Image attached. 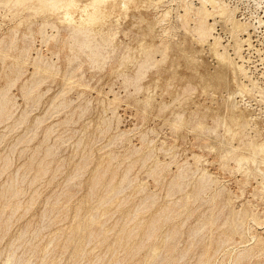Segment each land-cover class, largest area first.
Segmentation results:
<instances>
[{
    "label": "rangeland",
    "instance_id": "1",
    "mask_svg": "<svg viewBox=\"0 0 264 264\" xmlns=\"http://www.w3.org/2000/svg\"><path fill=\"white\" fill-rule=\"evenodd\" d=\"M195 2L199 5L197 0ZM227 2L232 7L238 6V11H236L238 20L251 22L255 25V28L252 27L250 29L251 43L253 45L249 47V44L243 43L242 55L244 56V63L241 60L239 61L237 56H233L235 54L233 49L235 42L232 34L221 28L223 27L221 22H218L217 26H215L214 33L215 36H221L220 40L224 46L231 48H227L229 54H232L230 57L235 58L241 64L243 63L248 74H252L251 76L249 75L250 80L249 78H243V81L248 86L250 85V89L253 87L251 81H254L255 88L247 92L243 98L239 97L238 100L241 101L240 104L243 107H248L253 113L251 126L254 128L250 129V132H252L250 134L253 136L260 135L258 138L264 137V60H262L264 57V25L258 20V17L261 16L264 23V9L259 8L255 0H227ZM12 7L0 2V43L9 45L7 48L4 44L0 45V92L1 89L3 90L2 92H8L11 100L9 107L12 109L8 113L10 116L8 114L0 116V167L4 169L0 168V174L3 173L1 174L2 176L0 175V191L2 189L0 195L4 198L8 197V187H14V185L18 190L20 188L23 189V191L22 189H20L21 191L19 190V195L23 193L20 197L18 195L15 196L16 198H11L12 200L11 202L9 200L8 204H6L7 198L6 202H4V198L0 196V228H2L0 229V264H5L4 262H6L8 256H13V254V257H15L14 261L20 259L18 264H24L28 261L29 264H113L110 262L111 258H113V250H111L113 247L110 244L116 241L119 234L117 230L123 226L126 219L135 214L137 205L151 194L150 201L152 199L155 204L141 213V218L150 221L154 215L153 213L170 204V202L181 201L183 196H192V191H194L193 195H195L200 183L205 180H201V178H204V172L210 174L216 180L211 185L212 189L209 188L206 189L207 191H202L199 195L200 199L191 197L192 200L190 199L191 201L189 202L191 204L188 205L189 209L187 206L184 207L182 209L184 211L181 210V216L179 214L170 222L164 223L165 225L162 224L163 230L162 225L157 230V232L162 230L160 234L163 232L162 234L168 235L175 225L177 226V231L180 228V231L178 233L176 231L174 237L171 235L169 238L170 245H174L173 247L176 250L168 251L165 249L162 250L164 253L160 251L157 256L158 263L156 257H152L153 262L150 259L149 264H198L200 260L209 261V264H221L223 261L225 264H264V191L261 190L262 188L253 177L248 176L249 169L244 166L246 170L244 168L242 170L240 168L241 164L235 161V155L238 154L239 150H236L235 155L231 154L226 158L224 157L223 148L228 147L231 140L226 134L221 121L219 120L218 123V120L214 119V115L219 112L218 108L219 104L222 103V94L227 95L225 91L227 85L219 80H214L212 87L205 88L202 76L211 74L218 68L217 60L211 56L207 48L202 49L200 45H196L197 43L193 40V36L188 33L178 17L184 12L178 8L176 2L165 0L160 8L150 6L147 9L132 10L127 16L122 17L120 24H116L111 30V32L117 30L115 50L112 47L107 48L102 56L96 58L97 60L89 59V54L87 53L89 51H81L75 48L74 53L63 41H56L55 39L60 38V36H57V33L51 28H47V32L51 34L54 31L53 34L57 37L55 39L51 38L50 41L44 39L38 30L42 20L40 18H37L32 24V26L37 27L19 26L21 17L16 14L18 13V7ZM166 8L169 9L168 15L170 14V16L162 15ZM142 13L145 21L141 20ZM160 17H162L161 20ZM163 21L168 24H164ZM149 22L155 23V32L152 34L148 33ZM190 25L192 26V23ZM219 32L220 34H218ZM19 34L20 36L18 37L17 35ZM24 34L31 35L32 38ZM13 36L14 38L16 37V41H13ZM241 37L247 39L248 35H242ZM22 38H25V40ZM18 39L21 41H17ZM45 40L49 43L45 42ZM143 40L152 41L157 52L154 53L155 62L147 71L148 74L140 78L137 73L138 66L132 63L120 66L119 56L127 52L128 48H137L139 42ZM167 40L170 43H166ZM25 41H28V44ZM24 46L27 47L26 55H24ZM56 46L59 47L56 48ZM1 48L3 49L1 50ZM165 48H167L166 54L168 56L163 60L162 51ZM37 52L41 59L37 58L39 57ZM79 53H82V57ZM52 54L55 55L53 56ZM21 55H23L21 58L26 61V65L21 64L23 63L22 59H20ZM138 55L140 56L139 53ZM108 56L109 58L107 59ZM110 57L115 58H112L113 60L110 62ZM42 61L43 63H41ZM69 61L71 64H75L71 66ZM101 62L108 65H105V67ZM45 63L47 64L45 65ZM38 64L39 66L37 67H40V72L35 77L36 81L33 83V90L30 93L32 95L30 96V94L25 92H27V86H30L31 81H33L35 65ZM47 66L49 71H44ZM249 68L250 70H248ZM67 69H70V71ZM53 72L58 73L54 74ZM132 76L135 77L133 78ZM136 77L140 79L138 80ZM157 77H160V79ZM68 78L71 80H68ZM27 81L31 83L28 84L26 83ZM188 83H191L192 89L189 88ZM138 87L143 90H139ZM154 87H157V89H154ZM227 87L234 89L236 86L231 83ZM221 90L223 91L222 94L217 93V96H213V91ZM177 115V119L180 120L174 122L177 120ZM39 120L41 121L40 123H38ZM255 122L258 123L257 126L254 124ZM198 125L206 126L203 128L206 131L198 127ZM213 128L214 131L216 129V132H213ZM231 143L234 148L239 145L236 139L232 140ZM221 154L223 158L220 157ZM194 155L200 157L198 165ZM156 165L159 166L158 169H156ZM237 166L238 168L235 169ZM40 167L44 171L35 179L34 176L37 175ZM37 168L39 169L37 170ZM197 168L200 169L197 171ZM180 169H182L184 177L182 180L177 178L181 172ZM26 170H30V173H28L29 171L26 172ZM153 170L154 172L156 171L154 174L152 173ZM104 171L107 174L104 175L98 186H96L97 184L93 185L96 175L102 174ZM22 174L25 177L28 176V178H22ZM124 176H126V179L124 183L120 184L122 191L118 197L116 196L118 202L108 203L101 209L100 200L109 194V196H112L115 193L114 189L117 187L118 182L120 183ZM109 177H115L116 180L112 183L113 185H110L111 187L108 186ZM11 179H14L13 183L18 181V184L15 183L13 185ZM24 179L26 182H22L25 181ZM180 181L183 184L181 188L177 187ZM105 182L106 184H104ZM172 182L173 186H171ZM245 182L247 183L245 184ZM103 184L107 187L104 188ZM174 184H176L177 188L174 187ZM122 185L124 186L121 187ZM140 186L144 188H140ZM5 188H8L7 191ZM138 189H140V192H138ZM91 190H93V196L89 197ZM214 190L215 192H213ZM112 191L114 192L111 194ZM219 191L221 192L220 195ZM97 192L98 194H96ZM8 195H11V193ZM127 195H130V201H125V196ZM98 197L100 199H97ZM85 200L86 202H84ZM195 200L198 202H195ZM31 201L33 202L32 204ZM193 201L195 203H192ZM15 202H17L16 206H13ZM7 205L12 206L7 207ZM18 205L21 207H18ZM81 207L82 209H80ZM9 208L10 210H8ZM187 210L189 213H186L187 215L183 214L188 212ZM95 211H99L100 214H96ZM257 211L259 213H256ZM151 212H153V215ZM94 213L95 216H99L98 218L104 213H110L103 217L104 227L115 225L114 232L106 240L102 241L103 243L97 237L88 240L85 236V231L81 232V230H78L76 232L77 235L75 234V230L79 227H76V224H84L88 220L87 218L90 215L93 216ZM228 214L230 217H228ZM254 214L256 218H253ZM241 215L244 217H241ZM8 219L12 220L8 221ZM208 220L211 223L213 222V224L210 225ZM227 220L230 221L231 225L229 230V224L226 226ZM251 221L256 222L253 223ZM8 222L11 223L9 224ZM135 222L129 223L128 227L131 230L135 228ZM204 222L208 223L204 224ZM7 225L10 226L8 230L6 229ZM259 225L262 226L260 227ZM92 226L91 229L97 233L101 229L102 223H94ZM235 226L237 228H234ZM95 227L100 228L98 230ZM245 227L248 229L243 232ZM4 229L6 232H4ZM222 231L225 237L221 234L223 233ZM115 232L117 237L113 236ZM227 232L228 234H225ZM246 232L250 233L249 239H247L248 234ZM68 233L71 234L72 238L67 242ZM230 233H234L237 236L235 237L232 234L231 236L229 235ZM243 233L247 234V236H243ZM160 234H154L155 241L152 237L147 243L148 246L146 245V247L139 250L140 252H137L136 255L116 253V256L120 259V264H136L138 261H142L146 255L148 256L150 247L161 236H164ZM228 235L229 237H227ZM254 235L255 239L253 238L252 240ZM20 236L21 238L19 239ZM112 237H115L113 238L114 240L111 239ZM210 237L211 240L213 238L212 241H210ZM234 239L237 240L235 242L237 243L236 245L233 241ZM109 240H111L110 243L107 242ZM137 240L133 239V243H137ZM258 240H262L263 243L258 244ZM209 241L212 248L209 246ZM216 242H220L218 244L221 245H217ZM238 242L240 243L238 244ZM64 245L65 248H63ZM84 247L87 248V251L83 254L84 256L81 255L82 258L74 255L75 249L84 250ZM218 247L223 249L218 250ZM183 248H186V251ZM215 252L217 254L214 255ZM164 254L167 256L169 254L168 261ZM201 254L202 257L209 254L207 255L209 259L203 257L197 260ZM116 256L114 257L117 258ZM160 256L162 257L161 259L159 258ZM239 256L242 258H239ZM25 260L26 262H24ZM93 260H96L94 261L95 263H93ZM164 260L165 262H163Z\"/></svg>",
    "mask_w": 264,
    "mask_h": 264
},
{
    "label": "bare ground",
    "instance_id": "2",
    "mask_svg": "<svg viewBox=\"0 0 264 264\" xmlns=\"http://www.w3.org/2000/svg\"><path fill=\"white\" fill-rule=\"evenodd\" d=\"M174 1V3L176 2L178 8H180L184 13L183 14H180V16H178L181 20V23L182 25L187 29L188 33L191 34L193 36V40L195 41V43H197L196 45H200L202 47V49L204 48H207V50L210 52L211 56L214 57L216 60H217V63H218V68L211 74H207V75H203L202 78H203V81H204V86L205 88H210L213 86V81L214 80H219L221 83L225 84V85H229V84H235V88L234 89H229L227 86L225 87V91L227 92V95H224L222 94V90L221 91H213V96H217V93H220L222 94V103L219 104V112H217L215 115H214V119L218 120V123H219V120L221 121V123L223 124L224 128H225V131H226V134L229 136L231 142L232 140H238L239 142V145L238 147L236 146V148H234V146H232V143L230 142L229 146L226 147V148H223L224 149V157L226 158L227 156H230L231 154L235 155L234 153L236 152V150H239L238 154L235 155V161H237L240 165V168L243 170L244 166L246 167V169H249L248 170V176L250 177H253V179L257 182L258 185H260V188L262 191H264V137H259L260 135H256V136H253L251 135L250 133V129L254 128L251 126V122L253 121L252 119V111L248 108V107H243L241 104H240V100H238L239 97L243 98L245 96V94L251 90H253L255 88V83L254 81L252 83L253 87L252 89L249 88V86L247 84H245V82L243 81V78H249L250 80V76L252 74H248L247 72V69L245 68V65L243 64V60H244V56L242 55V50H243V43H247L249 44L251 47L253 44L251 43V32H250V29L252 27L255 28V25L251 22H244V20H242L243 22H241L240 20L237 19L236 17V11L237 10V7H232L231 4H229L227 2V0H197L198 1V4H196V2L194 3V1L196 0H172ZM0 2L2 4H5V5H8V6H13V7H18V16L20 15V21H19V26H22V25H27L28 27L32 26V24L34 23V21L38 18L42 19L41 20V23H40V28L38 29L41 36L44 38V39H47L50 41V39L57 37V36H60V38H56L55 40L56 41H63L66 46H69V49L71 51L74 52V49L75 48H78V50H81V51H89L87 52L89 54V59L91 60H94L96 59L97 57H100L103 55L104 51L107 50V48H110L112 47L113 50H115L116 48V44H115V39H116V36H117V30H115V32H111L113 26H115L116 24H120L121 22V18L122 17H125L127 16L132 10H141V8H144V9H147L149 8L150 6H155L157 8H160L162 6V4L165 2V0H0ZM256 2V5L259 7V8H263L264 9V0H255ZM171 5V4H170ZM2 6V5H1ZM169 6V5H168ZM6 7V6H5ZM12 7V8H13ZM173 7V6H172ZM152 8V7H151ZM164 9V8H163ZM180 10V11H181ZM258 10V9H257ZM12 11V9H11ZM162 11V10H161ZM179 11V12H180ZM262 11V9H261ZM169 9L166 8L164 10V12L162 13L163 16H167L168 13H169ZM173 13V12H172ZM179 14V13H178ZM159 16V14H158ZM170 16V14L168 15ZM172 17V16H171ZM158 18V17H157ZM162 17H160V20H161ZM175 18V17H174ZM259 19V22L261 24L264 25L263 23V20L260 17H258ZM257 19V18H256ZM141 20L142 21H145V17L143 16V13H142V16H141ZM163 20V19H162ZM165 20V19H164ZM169 20V19H168ZM173 20V18H172ZM212 20H214L213 22H211ZM246 20V19H245ZM155 21V20H154ZM157 21V20H156ZM159 21V20H158ZM254 21V20H252ZM37 22V21H36ZM164 22V21H163ZM218 22H221L223 27L221 28H224L225 30L228 31V33L230 32L232 34V38L235 42V45L233 47L234 51H235V54L233 56H237L239 58V61L241 60L243 63H239L237 62V60H235V58L233 57H230L231 55L229 54L228 52V49H231V48H228L226 46H224L220 40L221 36L218 37V36H215V26H217V23ZM257 22V21H256ZM166 22H164L165 24ZM171 21L169 22V25H170ZM192 23V26L190 25ZM255 23V21H254ZM163 24V23H162ZM168 24V23H166ZM256 24V23H255ZM17 25V24H16ZM36 25V24H35ZM38 25V24H37ZM259 25V24H258ZM14 26V25H13ZM34 26V25H33ZM32 26V27H33ZM119 26V25H118ZM175 26V25H174ZM181 26V25H180ZM179 26V27H180ZM257 26V25H256ZM12 27V26H11ZM34 27H37V26H34ZM157 27V26H156ZM165 27V25H164ZM170 27V26H169ZM261 27V26H260ZM47 28H51L52 30H54L57 34L54 35L53 32H51V34H49L47 32ZM167 28V27H166ZM177 28V27H176ZM26 29V28H25ZM28 29V28H27ZM33 29V28H31ZM30 29V30H31ZM116 29V28H115ZM146 29V28H145ZM144 29V30H145ZM165 30V28H163ZM218 29V28H217ZM29 30V29H28ZM121 30V29H120ZM143 30V31H144ZM171 30V29H170ZM169 30V31H170ZM177 30V29H176ZM13 31V30H12ZM32 31V30H31ZM114 31V30H113ZM142 31V30H141ZM15 32V31H14ZM19 32V31H18ZM33 32V31H32ZM31 32V34H32ZM38 32V31H36ZM35 32V34H36ZM153 32H155V23L154 22H149L148 23V33L152 34ZM164 32V31H163ZM7 33V32H6ZM162 33V32H161ZM165 33V32H164ZM16 34V33H14ZM27 34V33H25ZM24 34V35H25ZM217 34V33H216ZM220 34V32L218 33ZM6 35V34H5ZM34 36V34H32ZM154 35V34H153ZM164 35V34H163ZM172 35V34H171ZM244 36V35H248L247 39H243L241 36ZM18 37L20 36L17 35ZM25 36H28L30 37L29 35H25ZM165 36V35H164ZM17 37V38H18ZM24 37V36H23ZM28 37H25V38H28ZM126 37V36H125ZM143 37V36H142ZM4 38V37H3ZM2 38V39H3ZM16 38V37H15ZM14 36H13V41L15 40ZM21 38V37H20ZM25 38H22L23 40H25ZM32 38V36L30 37ZM29 38V39H30ZM166 38V37H165ZM34 39V38H33ZM154 39V38H153ZM169 39V37H168ZM28 40V39H26ZM47 40H45V42H47ZM54 40V41H55ZM121 40V39H120ZM5 41V40H4ZM7 41V40H6ZM16 41V40H15ZM17 41H21V40H17ZM30 41V40H28ZM28 41H25L26 43ZM43 41V40H42ZM161 41V40H160ZM170 41V40H169ZM232 41V40H231ZM9 42V41H8ZM12 44L13 42L10 41ZM23 42V41H22ZM24 42V43H25ZM44 42V43H45ZM15 43V42H14ZM49 43V42H47ZM166 43H170L167 42ZM6 48L9 46H7L5 43H3ZM2 42L0 43V45H3ZM19 44V43H18ZM28 44V43H27ZM234 44V43H233ZM55 45V44H54ZM57 45V44H56ZM58 45H61V44H58ZM123 45V44H122ZM130 45V44H129ZM229 45V44H228ZM246 45V44H245ZM21 46H23L21 44ZM27 46V45H26ZM24 46L23 49L25 50V53L24 55L27 54V47ZM127 46V45H126ZM157 46V45H156ZM231 46V45H230ZM59 47V46H56V48ZM135 47V45H134ZM4 48V47H3ZM1 48V50L3 49ZM4 48V49H6ZM22 48V47H21ZM64 48H65V45H64ZM125 48V46H124ZM228 48V49H227ZM255 48V47H254ZM253 48V49H254ZM22 49V50H23ZM32 50V49H31ZM53 50V49H52ZM52 50H51V53H52ZM124 51V49H122ZM162 50V49H161ZM166 50L167 48H165L162 52H163V60H165L167 58V54H166ZM260 50V49H259ZM6 51V50H5ZM39 51V50H38ZM69 51V50H68ZM70 51V52H71ZM76 51V50H75ZM109 51V50H108ZM111 51V50H110ZM127 52L123 53L122 56H119V59H120V63L119 65L120 66H123L127 63H132L133 65H137L138 66V77L140 76V78H143L147 73V71L152 67V65L154 64L155 62V58H154V53L157 52L156 48H155V45L154 43H152V41H147V40H143V41H140L139 44H138V47L137 48H128V50H126ZM169 51V50H168ZM54 52V50H53ZM79 52V51H78ZM58 53V52H57ZM75 53V52H74ZM138 53L140 54V56L138 55ZM30 54V53H29ZM41 54V53H40ZM72 55H74L73 53H71ZM80 55L82 53H79ZM79 54H76V55H79ZM161 54V53H160ZM5 55V54H4ZM7 55V54H6ZM37 55H38V52H37ZM53 55V54H52ZM55 55V54H54ZM53 55V56H54ZM23 55L20 56V59H22L23 63L21 64H25L26 61L23 60V58H21ZM39 57H37L38 59L40 58V55H38ZM42 56V55H41ZM75 56V55H74ZM107 56V55H106ZM25 57V56H24ZM82 57V55H81ZM80 57V58H81ZM86 58H88L87 56H85ZM105 57V56H104ZM116 57V56H115ZM115 57H112V58H115ZM118 57V55H117ZM121 57V58H120ZM36 58V59H37ZM58 58V57H57ZM78 58V57H76ZM109 58V56L107 57V59ZM111 58V57H110ZM111 58L110 62L113 60ZM169 58V57H168ZM237 58V59H238ZM18 59V58H17ZM41 59V58H40ZM73 59V58H71ZM79 59V58H78ZM77 59V60H78ZM82 59V58H81ZM80 59V60H81ZM118 59V58H117ZM261 59V58H260ZM26 60V59H25ZM35 60V59H34ZM53 60V58H52ZM77 60H75L77 62ZM79 60V61H80ZM97 60V59H96ZM115 60V59H114ZM197 60V59H196ZM264 60V57L263 59ZM36 61V60H35ZM40 61V60H39ZM73 61V60H72ZM83 61V60H82ZM158 61V60H157ZM74 62V61H73ZM88 62V61H87ZM92 62V61H91ZM95 62V61H94ZM109 62V61H108ZM246 62V61H245ZM249 62H250V59H249ZM248 62V63H249ZM29 63V62H28ZM43 63V61L41 62ZM56 63V62H55ZM70 63V61H69ZM68 63V64H69ZM78 63V62H77ZM81 63V61H80ZM103 63V62H101ZM117 63V62H116ZM19 64V63H18ZM36 64V62H35ZM47 63H45L46 65ZM75 64V63H73ZM73 64L70 63V65L72 66ZM83 64V63H82ZM92 64L94 65V63L92 62ZM91 64V65H92ZM104 64V63H103ZM160 64V63H159ZM26 65V64H25ZM49 65V63H48ZM54 65V64H53ZM92 65V66H93ZM105 65H108V64H104L103 66ZM24 66V65H23ZM33 66V65H32ZM37 66L38 65H35L36 69H35V72L33 74V81L29 82L28 81L26 83L30 84V86H27L28 88L26 89L27 92H25L26 94H30L31 91L33 90V83L36 81V75L40 72V67L38 68ZM95 66V65H94ZM102 66V67H103ZM114 66H115V63H114ZM75 67V66H73ZM72 67V68H73ZM97 67V66H96ZM99 67V66H98ZM101 67V65H100ZM106 67V66H105ZM247 67V65H246ZM69 68V67H68ZM119 68V66H118ZM44 69V68H43ZM55 69V68H54ZM71 69V68H70ZM70 69H67L70 71ZM116 69V68H115ZM133 69V68H132ZM118 70V69H117ZM125 70V69H124ZM250 70V68L248 69ZM44 71H49L48 70V66L44 69ZM54 71V70H52ZM42 72V70H41ZM50 72H51V69H50ZM67 72V71H66ZM74 72V71H73ZM45 73V72H44ZM43 73V74H44ZM54 74H57L58 72H53ZM131 73V72H130ZM135 73V72H133ZM68 74V73H67ZM65 74V75H67ZM45 75V74H44ZM121 75V74H120ZM250 75V76H249ZM125 76V75H124ZM66 77V76H65ZM73 77V76H72ZM127 77V76H126ZM130 77V76H129ZM128 77V78H129ZM133 77V76H132ZM135 77V76H134ZM133 77V78H134ZM35 78V79H34ZM137 78V77H136ZM139 78V79H140ZM158 78V77H157ZM171 78V77H170ZM67 79V77H66ZM132 79V78H131ZM138 79V78H137ZM136 79V80H137ZM138 79V80H139ZM156 79V78H155ZM160 79V77L158 78ZM253 79V77H252ZM31 80V79H30ZM29 80V81H30ZM68 80H71L70 78H68ZM134 80V79H133ZM137 80V81H138ZM248 80V79H247ZM255 80V79H254ZM74 81V80H73ZM37 82H39V80H37ZM153 82V81H152ZM155 82V81H154ZM157 82V81H156ZM159 82V81H158ZM168 82V81H167ZM255 82H258V81H255ZM137 83V82H136ZM139 83V82H138ZM250 83V84H251ZM154 84V83H153ZM158 84V83H157ZM189 84V83H188ZM257 84V83H256ZM12 85V84H11ZM35 85V84H34ZM155 85V84H154ZM26 86V84H25ZM138 86V84H137ZM141 86V85H139ZM157 86V85H156ZM160 87V86H159ZM188 87V86H187ZM258 87V86H256ZM35 88V87H34ZM139 90H143L141 89V87H138ZM157 89V87H154V89ZM189 88L192 89L191 87V83L189 84ZM195 88V87H194ZM148 89V87H147ZM186 89V88H185ZM8 90V89H7ZM138 90V89H137ZM3 90L1 89V92H0V116L2 114H8L12 111V109H10V97L8 96V92L7 91H4L2 92ZM163 91V90H162ZM140 92V91H139ZM167 92V91H165ZM164 92V93H165ZM254 92V91H253ZM155 93V92H154ZM252 93V92H250ZM115 94V93H114ZM32 94H30L31 96ZM259 95V94H258ZM81 96V95H80ZM28 97V96H27ZM58 97H60L58 95ZM56 98V97H55ZM118 98V97H117ZM113 99V98H112ZM61 100V99H60ZM117 100V99H116ZM38 101V100H37ZM36 101V102H37ZM245 101V100H244ZM261 101V100H260ZM65 103V102H63ZM166 103V102H165ZM248 104V103H247ZM168 105V104H167ZM248 106V105H247ZM58 107V106H57ZM165 108V107H163ZM254 112V111H253ZM26 113V112H24ZM23 113V114H24ZM22 114V115H23ZM27 114V113H26ZM179 114V113H178ZM12 115V114H11ZM257 115V114H256ZM8 116H10L8 114ZM180 116V115H179ZM25 117V115H24ZM178 118V115L176 117V119ZM2 119V118H1ZM180 119H177L175 120L174 122H178ZM41 121L39 120L38 123H40ZM37 123V124H38ZM216 123V124H218ZM175 124V123H174ZM256 126H257V122L254 123ZM16 126V125H15ZM198 127L200 128H204L206 126H201V125H198ZM206 129V128H205ZM204 130V129H203ZM206 131V130H204ZM210 131V130H209ZM208 131V132H209ZM257 131V130H255ZM212 132V130H211ZM209 132V133H211ZM213 132H216V129L214 131V128H213ZM259 132V131H258ZM261 132V131H260ZM264 132V131H263ZM257 134V132H256ZM263 134V133H262ZM123 135V134H122ZM212 138V137H211ZM224 143V142H223ZM227 143V142H226ZM218 144V143H217ZM227 146V144H226ZM214 148V147H213ZM50 149V148H49ZM48 149V150H49ZM217 151V150H216ZM49 153V152H47ZM49 155V154H48ZM149 156V155H148ZM222 154H221V156ZM219 157V158H220ZM5 158V157H4ZM194 158L195 160L197 161V165L200 161V157L198 155H194ZM221 158V159H222ZM233 158V157H232ZM6 159V158H5ZM9 159V158H8ZM233 160V159H232ZM231 160V161H232ZM10 161V160H8ZM222 161V160H221ZM4 162V161H3ZM233 162V161H232ZM11 163V162H10ZM158 163V162H157ZM160 163V162H159ZM228 163V162H227ZM5 164V162H4ZM6 164L8 165L7 161H6ZM29 164V163H28ZM225 164V163H224ZM229 164V163H228ZM10 165V164H9ZM38 165H40L38 163ZM42 165V164H41ZM45 165V164H44ZM83 165V164H82ZM6 166V165H5ZM26 166H29V165H26ZM157 166V165H156ZM225 166V165H224ZM8 167V166H7ZM42 167V166H41ZM37 168L38 172H37V175H35V179H37L38 175H40L41 173H43L44 169L43 168ZM79 167V166H78ZM84 167V166H83ZM159 166H157L156 169H158ZM161 167V166H160ZM228 167V166H227ZM226 167V168H227ZM1 168V167H0ZM10 168V167H9ZM27 168V167H26ZM82 168V167H81ZM184 168V167H183ZM238 168L235 167V169ZM239 168V169H240ZM2 169V168H1ZM30 169V168H29ZM47 169V168H46ZM45 169V170H46ZM80 169V168H79ZM100 169V168H99ZM155 169V170H156ZM200 168H197V171L199 170ZM245 169V168H244ZM245 169V170H246ZM4 170V169H2ZM7 170V168H6ZM5 170V172H6ZM81 170V169H80ZM83 170V169H82ZM102 170V169H101ZM108 170V169H107ZM182 169H180L181 171ZM185 170V169H183ZM238 170V169H237ZM236 170V171H237ZM241 170V171H242ZM24 171V170H23ZM29 171V172H28ZM26 170V172L30 173V170ZM47 171V170H46ZM97 171V170H96ZM179 171V172H180ZM3 172V171H1ZM105 172V171H104ZM102 173V174H97L96 175V178H95V182L93 185H96L98 186V183L101 181V179L104 177V175L107 174V172L105 173ZM156 172V171H155ZM154 170H153V174L155 173ZM178 172V173H179ZM26 173V174H28ZM177 173V174H178ZM241 173V172H240ZM245 173V172H243ZM3 174V173H1ZM0 174V175H1ZM18 174L20 175V173L18 172ZM25 174V173H23ZM22 174V175H23ZM36 174V173H35ZM157 174V173H156ZM19 175H16V176H19ZM21 175V176H22ZM125 175V174H124ZM161 175V174H159ZM194 175V174H193ZM244 175V174H243ZM2 176V175H1ZM0 176V177H1ZM20 176V177H21ZM109 176V175H108ZM127 176V174H126ZM126 176H124L120 183L118 182V185L117 187L114 189L115 193L112 195V196H107V197H104L102 200H100L99 202V205L101 207V209L107 205L108 203H111V202H114V203H117L118 200H116V196L118 197V195L120 194V192L122 191L121 188H120V184L126 179ZM157 176V175H156ZM203 176L204 178H201L202 179H205V180H202V182L200 183V186H199V189L198 191L196 190V193L195 195L194 194V191H192V196H183L181 197V201H178V202H175V203H171L170 204H167L166 206L158 209L155 213L151 212V214L153 215L152 219L150 221H146L145 219L141 218V213L145 210H148L151 206H153L155 203L152 201H150V196H147L145 197L144 200H142L139 205H137V208H136V212H134L135 214L133 215L132 213V217H129L126 219L125 223L123 224V226L117 230L119 232L118 234V237L116 236L117 233L115 232L113 234V236H116V241H114L113 244H110L112 245V249L113 250V258H111L112 260L110 262H112L113 264H120V259L118 258V256H116V253H122V254H125V255H129V254H133V255H136L137 252H140L139 250L143 249L144 247H146L148 241L153 237L154 239V234H160V231H162L164 229L163 225L164 223H168V221L170 222V220H172L173 218H175L176 216H178L180 214L181 216V213L182 209H184V207H188V205H190L191 203H189L192 198H198L200 199L199 195L202 191H207L206 189H212L211 188V185L214 184L216 181L210 174L208 173H203ZM25 176L23 175L22 178H24ZM202 177V176H201ZM21 178V179H22ZM28 178V176L25 177V179ZM110 178V177H109ZM178 179H181L182 178L184 179L183 177V173L182 171L179 173V175L177 176ZM249 178V177H248ZM247 178V179H248ZM16 179V178H15ZM19 179V177H18ZM24 179V180H25ZM200 179V178H199ZM252 179V178H251ZM252 179V180H253ZM260 179V181H259ZM13 180L14 179H11V182L12 184L14 185L15 183H17L15 181V183H13ZM17 180V179H16ZM32 180V179H31ZM174 180V179H173ZM172 180V181H173ZM251 180V181H252ZM20 181V180H19ZM37 181V180H35ZM108 181V180H106ZM116 181L115 180V177H112L109 179L108 181V186L111 187L110 185ZM179 181V180H178ZM248 181V180H247ZM10 182V184H11ZM22 182H26L25 181H22ZM31 182V181H30ZM33 182V181H32ZM128 182V181H126ZM176 182V180H175ZM247 182H245L246 184ZM251 183V182H250ZM249 183V184H250ZM7 184V183H6ZM18 184V183H17ZM21 184V183H20ZM106 184V182L104 183ZM103 184V185H104ZM127 184V183H126ZM179 184V185H178ZM177 184V187L179 186L180 188L182 187V183L181 181ZM244 184V185H245ZM23 185V184H21ZM113 185V184H112ZM129 185V184H128ZM185 185V184H184ZM199 185V184H198ZM197 185V187H198ZM4 186V185H3ZM106 188L107 186L104 185ZM124 185H122L121 187H123ZM173 186V182H172V185ZM21 187V186H20ZM93 187V186H92ZM174 187H176V184H174ZM173 187V188H174ZM2 188V187H1ZM9 188V190L7 191V189ZM7 189L5 188V190L9 193H11V195H8L7 198V202H6V198L2 197V195H0L3 199L4 202H6V204H8L9 200L11 202V198L15 197V196H18V192H20L22 188H20L19 190L16 189V186L14 185V187L10 186L8 187ZM140 188H144L142 186H140ZM172 188V190H173ZM174 188V189H175ZM179 188V189H180ZM109 189V188H108ZM123 189V188H122ZM178 189V190H179ZM99 190V188H98ZM101 190V189H100ZM140 189H138V192ZM221 190V189H219ZM2 191V189H1ZM0 191V192H1ZM23 191V189H22ZM93 190H91V192H89V197H92L93 196ZM112 191L111 194L114 192ZM211 191V190H210ZM6 192V193H7ZM110 192V191H109ZM209 192V191H208ZM215 192V190L213 191ZM260 192V191H259ZM23 193V192H22ZM20 193V195L22 194ZM217 193V191H216ZM220 191H219V195H220ZM253 193V192H252ZM1 194V193H0ZM17 194V195H16ZM98 194V192L96 193ZM95 194V196H97ZM215 194V193H214ZM213 194V195H214ZM19 195V197H20ZM34 195V194H33ZM36 195V194H35ZM100 195V194H99ZM191 195V194H189ZM218 195V194H217ZM256 195V194H255ZM254 195V197H255ZM260 195V194H259ZM4 196V195H3ZM154 196V195H153ZM202 196V195H201ZM211 196V194H210ZM0 197V198H1ZM34 197V196H32ZM31 197V198H32ZM36 197V196H35ZM34 197V198H35ZM126 200L125 201H130V195H127L125 196ZM192 197V198H191ZM257 197V195H256ZM16 198V197H15ZM132 198V197H131ZM141 198V199H142ZM152 198V197H151ZM154 198V197H153ZM204 198V197H203ZM230 198V197H228ZM262 198V196H261ZM97 199H100L99 197ZM140 199V200H141ZM191 199V200H190ZM197 200V199H196ZM195 202H198L196 201ZM228 200V199H226ZM230 200V199H229ZM264 200V199H263ZM232 201V200H231ZM248 201V200H247ZM29 202V201H28ZM86 202V200L84 201ZM194 201L192 203H195ZM227 202V201H226ZM16 203L15 202V205L13 206H16ZM18 203H20L18 201ZM33 202L31 201V204ZM97 203V202H96ZM126 203V202H125ZM124 203V204H125ZM169 203V202H168ZM11 204V203H9ZM30 204V203H29ZM80 204V203H79ZM120 204V203H119ZM226 204V203H225ZM4 205V204H3ZM97 205V206H99ZM6 206V205H5ZM10 206V205H9ZM7 205V207H9ZM12 206V205H11ZM10 206V207H11ZM56 206V204H55ZM161 206V205H160ZM227 206V205H226ZM246 206V204H245ZM4 207V206H3ZM7 207H6V210H7ZM18 207H21L18 205ZM28 207V205H27ZM77 207V206H76ZM80 207V206H78ZM93 207V205H92ZM157 207V206H156ZM193 207V206H192ZM190 207V208H192ZM15 208V207H14ZM97 208V207H96ZM110 208V207H109ZM135 208V206H134ZM224 208V206H223ZM3 209V208H2ZM1 209V210H2ZM29 209V208H27ZM82 209V207L80 208ZM79 209V211H80ZM155 209V208H153ZM152 209V210H153ZM189 209V207H188ZM246 209H249V208H246ZM245 209V211H246ZM5 210V209H3ZM5 210V211H6ZM10 210V208L8 209ZM93 210V209H91ZM150 210V211H152ZM182 210V211H181ZM242 210V209H241ZM240 210V211H241ZM254 210V209H253ZM13 211V210H12ZM148 211V212H150ZM154 211V210H153ZM188 211V210H187ZM224 211V210H222ZM230 211V210H229ZM238 211V210H237ZM243 211V210H242ZM18 212V211H16ZM78 212V211H77ZM93 212V211H91ZM133 212V211H132ZM147 212V211H146ZM144 212V213H146ZM251 212V211H250ZM13 214V212H11ZM96 214L99 213L95 211ZM95 213L93 216H89L87 219V221L83 224V223H80L78 225V223L76 224V227L77 229L75 230V234L78 230H81L82 231H85V236L87 237L88 240H90L91 238H94V237H97V239H99L100 242L106 240V238L111 235L114 230H115V225H110L109 227H104V221L102 222L103 220V217H106L108 213H104L100 218H98L99 216H95ZM186 213H189L188 212H184L183 214H186ZM231 213V212H230ZM234 213V212H233ZM256 213H259L258 211ZM45 214V213H44ZM93 214V213H92ZM100 214V213H99ZM110 214V213H109ZM108 214V215H109ZM239 214V213H238ZM243 214V212H242ZM245 214V213H244ZM187 215V214H186ZM232 215V214H231ZM240 215V214H239ZM238 215V216H239ZM246 215V214H245ZM251 215V213H250ZM249 215V217H251ZM257 215V214H256ZM260 216V214H258ZM234 216V215H233ZM243 215H241L242 217ZM259 216H257L259 218ZM13 217V215H12ZM213 217V215H212ZM219 217V216H218ZM228 217L229 214H228ZM232 217V216H231ZM244 217V216H243ZM246 217V216H245ZM11 218V217H10ZM204 218V217H203ZM217 218V217H216ZM239 219V217H237ZM236 218V219H237ZM248 218V216H247ZM252 218V217H251ZM253 218H256L255 214L253 215ZM257 218V219H258ZM7 219V218H6ZM80 219V218H79ZM149 219V218H148ZM220 219V218H219ZM229 219V218H228ZM237 219V220H238ZM12 220V219H11ZM8 219V221H11ZM108 220V219H107ZM203 220V219H202ZM214 220V219H213ZM212 220V221H213ZM256 220V219H255ZM132 221H136L135 224H134V229L131 230L128 225L130 222ZM209 221V220H208ZM227 224L226 226L229 224L230 225V221L227 220ZM242 221V220H241ZM244 221V220H243ZM7 222V221H6ZM173 222V221H172ZM210 222V221H209ZM233 222V220L231 221ZM253 223H255L254 221H251ZM9 224L11 222H8ZM94 223H102V227L101 229L99 230V228H97L99 231L96 233L93 231V229H91V226L94 224ZM203 223V222H201ZM208 223V222H207ZM206 222H204V224H207ZM264 223V222H263ZM5 224V223H4ZM8 224V225H9ZM107 224V223H105ZM213 222L211 223L210 222V225H212ZM2 225V224H1ZM7 225V230L9 229L10 226ZM160 225H162V230H160L159 232H157V230L159 229V227H161ZM165 225V224H164ZM228 225V230H229V227L231 228V225L229 226ZM106 226V225H105ZM173 226V225H172ZM180 226V225H178ZM226 226H223V227H226ZM237 226V225H236ZM234 227V228H237V227ZM246 226V225H245ZM260 227L262 225H259ZM6 227V226H5ZM199 227V226H198ZM204 227V226H202ZM212 227V226H211ZM241 227V226H240ZM248 227V226H247ZM93 228V226H92ZM94 228V229H95ZM176 228L177 226L175 225V227H173L170 231H169V234L168 235H165V234H162L164 236H159L160 238L158 239V241L155 242L154 245H150V251L148 256L142 260V261H138V263L136 264H149L150 262V259L152 257H156L157 259V256L159 255V252L161 251V253L164 251L162 250H165L167 249L168 251L172 250V249H175L172 244L170 245V241H169V238L171 235H174L176 234ZM208 228V226H207ZM221 228V227H220ZM233 228V230H234ZM252 228V227H251ZM255 228V227H254ZM263 228V227H262ZM2 229V228H0ZM244 229V228H243ZM242 229V230H243ZM246 228L245 227V230H243V232L246 231ZM5 230V229H4ZM222 230V229H221ZM219 230V231H221ZM241 230V232H242ZM180 231V228L179 230L177 231V233ZM238 231V230H237ZM240 231V230H239ZM250 231V230H249ZM6 232V230L4 231ZM72 232V231H71ZM80 232V233H81ZM157 232V233H156ZM197 232V230H196ZM223 232V231H222ZM232 232V230H231ZM248 232V231H247ZM246 232V233H247ZM166 233V232H165ZM194 233V232H192ZM219 233V232H218ZM237 234V232H235ZM160 234V235H161ZM195 234V233H194ZM220 234V233H219ZM224 235V232L221 233ZM220 234V235H221ZM225 234H228L225 233ZM232 233H230L229 235H231ZM242 234V233H241ZM248 234V238L249 239V234L250 233H247ZM247 234L245 235V233H243V236H247ZM77 235V234H76ZM178 235V234H177ZM198 235V234H196ZM214 235V234H212ZM211 235V236H212ZM229 235L227 237H229ZM233 236L234 233L232 234ZM231 235V236H232ZM57 236V235H56ZM190 236V235H189ZM193 236V234H192ZM237 236V235H236ZM235 236V237H236ZM176 237V236H175ZM196 237V236H195ZM225 237V235L223 236ZM241 237V236H240ZM21 238V236L19 237V239ZM71 234H67V242L71 239ZM85 238V237H84ZM115 237H112L111 239H113ZM156 238V237H155ZM191 238V237H190ZM194 238V237H193ZM218 238V237H217ZM231 238V237H230ZM233 238V237H232ZM244 238V237H243ZM246 238V237H245ZM253 238L255 239V235L252 237V240ZM74 239V238H73ZM133 239H138L137 240V243H133ZM245 239V240H247ZM114 240V239H113ZM112 240V241H113ZM191 240V239H189ZM193 240V239H192ZM213 240V238H212ZM211 240V237H210V241ZM52 241V240H51ZM98 241V242H99ZM111 240L107 241L108 243H110ZM152 241V240H151ZM155 241V239H154ZM195 241V240H193ZM209 241V242H210ZM216 241V239H215ZM234 243L237 242L236 239L233 240ZM241 241V240H240ZM50 242V241H49ZM54 242V241H53ZM175 242V240H174ZM208 242V243H209ZM254 242V241H252ZM51 243V242H50ZM49 243V244H50ZM91 243V242H90ZM90 243H87V244H90ZM93 243V241H92ZM103 243V242H102ZM107 243V245H108ZM112 243V242H111ZM151 243V242H150ZM217 243V242H216ZM220 243V242H218ZM217 245H221V244H218ZM229 243V242H228ZM232 243V242H231ZM240 242H238L239 244ZM255 243V242H254ZM258 244H261L263 243L262 240H258L257 242ZM78 244H81V243H78ZM97 244V242H96ZM106 244V243H105ZM178 245V243H176ZM213 244V243H212ZM227 244V243H226ZM225 244V245H226ZM230 244V243H229ZM233 244V243H232ZM237 243H235L236 245ZM251 244V242H250ZM52 246V243L50 244ZM77 245V244H76ZM93 245V244H92ZM104 245V244H103ZM109 245V246H110ZM189 245V244H188ZM214 245V244H213ZM217 245H215L217 247ZM228 245V244H227ZM249 245V244H248ZM89 246V245H88ZM148 246V245H147ZM191 246V245H190ZM194 246V245H193ZM192 246V247H193ZM206 246V245H205ZM209 246H211V242L209 244ZM242 246V245H240ZM246 246V245H245ZM244 246V247H245ZM49 247V246H48ZM87 247V245H86ZM224 247V246H223ZM63 248H65V245L63 246ZM85 248V247H84ZM88 248V247H87ZM87 248H85L84 250L83 249H80V248H77L75 249L74 251V255L75 256H84L83 254L85 253V251H87ZM204 248V247H203ZM212 248V246H211ZM51 249V248H50ZM109 249V247H108ZM107 249V250H108ZM184 249V248H183ZM217 249V248H216ZM221 250L223 248H219L218 247V250ZM236 249H239V248H236ZM240 249H243V248H240ZM47 250V249H46ZM176 250V249H175ZM174 250V251H175ZM186 251V248L184 249ZM189 250V249H188ZM204 250V249H203ZM173 251V252H174ZM183 251V250H181ZM206 251V249H205ZM227 251V250H226ZM225 251V252H226ZM232 251V250H231ZM235 251V249H234ZM147 252V253H148ZM172 252V253H173ZM189 252V251H188ZM216 252H219V251H216ZM214 253L217 254V253ZM224 252V253H225ZM241 252V251H240ZM146 253V254H147ZM182 253V252H181ZM185 253V252H184ZM208 253V252H207ZM227 253V252H226ZM235 253V252H234ZM249 253H250V250H249ZM259 253V252H258ZM257 253V254H258ZM171 254V253H170ZM206 254V253H204ZM213 254V253H212ZM239 254V253H238ZM165 255V254H164ZM209 255V254H207ZM207 255H203V257H207ZM211 255V254H210ZM223 255V254H222ZM227 255V254H226ZM225 255V256H226ZM14 256V254H13ZM13 256H8L6 262H4L5 264H18L19 260L18 261H14V258ZM81 256V258H82ZM114 256H116L117 258H115ZM162 256V255H161ZM159 257L160 259L162 257ZM167 257V261L169 259V254L168 256L165 255ZM232 256V255H231ZM243 256V255H242ZM249 256V255H248ZM253 256V255H252ZM256 256V255H255ZM173 257V256H172ZM202 257V254L200 256V258H198L197 260L203 258ZM233 257V256H232ZM238 257V256H236ZM247 257V256H246ZM165 258V257H164ZM176 258V256H175ZM174 258V259H175ZM178 258V257H177ZM209 259V257H207ZM212 258V257H211ZM210 258V260H211ZM230 258V257H229ZM239 258H242L241 256H239ZM76 259V258H74ZM155 259V260H156ZM159 259V260H160ZM173 259V260H174ZM154 260V259H153ZM166 260V259H165ZM165 260L163 262H165ZM171 260V259H170ZM178 260V259H177ZM206 260V259H205ZM254 260V259H253ZM94 261L96 260H93V263H95ZM152 261V259H151ZM232 261V260H231ZM236 261V260H235ZM257 261V260H255ZM21 262V261H20ZM26 262V260L24 261ZM29 262V261H28ZM28 262L24 263V264H27ZM92 262V261H91ZM153 262V261H152ZM178 262V261H177ZM224 262V261H223ZM222 262V263H223ZM229 262V261H228ZM227 262V263H228ZM261 262V261H260ZM259 262V263H260ZM109 263V262H108ZM157 263H158V259H157ZM180 263V262H179ZM197 263V261H196ZM210 262L209 261H199L198 264H209ZM213 263V262H212ZM215 263V262H214ZM221 263V264H222ZM234 263V262H233ZM254 263V262H253ZM23 264V263H22ZM29 264V263H28ZM92 264V263H91ZM163 264V263H162ZM174 264V263H173ZM216 264V263H215ZM225 264V262H224ZM251 264V263H250Z\"/></svg>",
    "mask_w": 264,
    "mask_h": 264
}]
</instances>
